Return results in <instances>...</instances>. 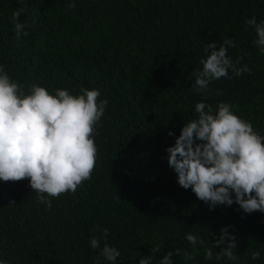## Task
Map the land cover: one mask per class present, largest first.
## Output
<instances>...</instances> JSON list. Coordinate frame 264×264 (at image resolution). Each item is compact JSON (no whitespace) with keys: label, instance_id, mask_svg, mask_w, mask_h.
Instances as JSON below:
<instances>
[{"label":"trees","instance_id":"16d2710c","mask_svg":"<svg viewBox=\"0 0 264 264\" xmlns=\"http://www.w3.org/2000/svg\"><path fill=\"white\" fill-rule=\"evenodd\" d=\"M69 2L0 0V64L25 92L32 85L53 94L100 91L108 104L97 129L98 163L91 180L52 199L51 210L37 202L27 178L0 181V258L9 264H110L89 244L98 236L103 247L99 225L121 253L115 264H138L144 255L159 264L175 249L181 255L173 264H264V213L246 214L236 204L210 211L178 185L165 151L202 100L214 110L231 103L264 134V55L245 23L264 19V0H75L71 9ZM17 8L24 9L20 21L30 25L19 40L11 20ZM223 39L235 40L228 55L251 73L229 71L209 84L208 96L195 93L192 73L202 68L205 45L216 43L218 50ZM227 226L239 260L206 259L205 246L214 256L221 251L214 244ZM186 233L205 245L193 248ZM156 246L160 251L151 253ZM185 250L195 258L185 260ZM253 250L258 260L251 259Z\"/></svg>","mask_w":264,"mask_h":264},{"label":"clouds","instance_id":"9594fccd","mask_svg":"<svg viewBox=\"0 0 264 264\" xmlns=\"http://www.w3.org/2000/svg\"><path fill=\"white\" fill-rule=\"evenodd\" d=\"M75 6V0L67 5L70 9ZM22 12L23 8H17L11 17L17 40L27 36L25 29L30 27L20 21ZM245 23L254 28L253 43L264 55V19L258 22L253 16ZM230 47H236L234 39H223L218 50L216 43L205 45L202 68L192 73L195 93L208 96L209 84L228 78L229 71L237 77L251 73L248 65L238 67L239 61L233 62L228 55ZM100 95L98 89L88 88H81L78 95L66 89H55L53 94L40 85H32L25 92L23 85L0 64V181L20 182L27 178L37 202L46 205L47 210L52 208V199L76 193L91 180L99 159L97 129L108 104L106 99H99ZM195 113L194 119L184 123L175 143L165 149L178 185L191 189L198 200L209 205L210 211L236 204L246 214L264 213V134L250 120L237 115L231 103L220 102L214 110L202 100L195 104ZM168 135L175 133L169 131ZM229 227L220 229L214 245L221 251L215 256L213 249L205 246L206 259L239 260L233 251L238 241ZM96 229L102 233L104 245L101 248V237L91 236L90 247L99 249L105 260L115 264L121 253L107 243L109 229L99 225ZM185 239L193 248L205 245L193 233H186ZM159 251V246L150 249L151 253ZM174 255L180 256L181 250L168 251L159 264H173ZM183 257L193 260L195 255L185 250ZM259 258L260 253L253 250L251 259ZM152 259V255H144L138 264H151ZM0 264L9 261L0 258Z\"/></svg>","mask_w":264,"mask_h":264}]
</instances>
